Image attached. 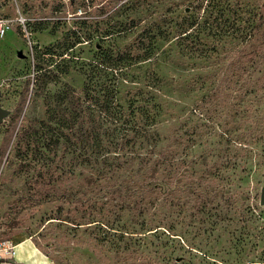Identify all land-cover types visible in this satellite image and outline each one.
Segmentation results:
<instances>
[{"label": "rangeland", "instance_id": "obj_1", "mask_svg": "<svg viewBox=\"0 0 264 264\" xmlns=\"http://www.w3.org/2000/svg\"><path fill=\"white\" fill-rule=\"evenodd\" d=\"M20 16L36 47L0 40V241L53 264H264V0H0ZM134 100L159 107L132 156L157 153L163 191L142 213L86 203L85 132L114 158L101 111Z\"/></svg>", "mask_w": 264, "mask_h": 264}, {"label": "trees", "instance_id": "obj_2", "mask_svg": "<svg viewBox=\"0 0 264 264\" xmlns=\"http://www.w3.org/2000/svg\"><path fill=\"white\" fill-rule=\"evenodd\" d=\"M47 64L48 60L43 59L40 69L45 70ZM150 79L155 84L158 83L156 86L162 83L155 74H152ZM140 104L152 108V111L148 112L145 108L140 107L137 100L132 102L130 108L134 110L131 115H126L123 111L115 112L114 109L101 111L104 117L105 114L107 115L105 117L107 120H113L112 125L118 128L114 130L120 135V137H114V158L111 157L113 152L110 151L113 142L105 141L107 138L103 135L93 134L88 130L85 132L87 141H90L89 144L93 143L96 152V155H92L90 151L85 158L93 170L90 171L93 176L90 178V182L97 185L94 189L88 190L86 203L100 202L106 205L114 202L115 208L117 207L121 211L134 206L142 213L147 205L153 203L154 195L157 196L159 191H163L160 172L163 162L161 159L154 158V154L157 153L149 151L147 160L141 159L138 163L132 156V154L138 153L135 151V145L137 142H141L136 139L149 141L159 135L157 132L159 127L155 121L159 107L155 103L147 101H142ZM89 144L88 150H90ZM72 145L74 146V144ZM111 161H114L113 166L109 164Z\"/></svg>", "mask_w": 264, "mask_h": 264}, {"label": "built area", "instance_id": "obj_3", "mask_svg": "<svg viewBox=\"0 0 264 264\" xmlns=\"http://www.w3.org/2000/svg\"><path fill=\"white\" fill-rule=\"evenodd\" d=\"M14 25L19 26V30H22V33L24 35V38L27 40L28 48L32 52L33 56V50L36 47V44L33 43L31 39V33L29 32L28 26H29V20L24 18L23 16H20L17 18L16 21L6 19V18H0V40H3L6 38L8 32L12 30ZM32 82L34 84L35 82V73L32 75ZM4 92V85L0 84V94L2 95ZM7 257L9 259H13L16 257V246L9 242V241H0V258Z\"/></svg>", "mask_w": 264, "mask_h": 264}, {"label": "crops", "instance_id": "obj_4", "mask_svg": "<svg viewBox=\"0 0 264 264\" xmlns=\"http://www.w3.org/2000/svg\"><path fill=\"white\" fill-rule=\"evenodd\" d=\"M15 258H0V264H53L50 257L44 254L33 241L17 243Z\"/></svg>", "mask_w": 264, "mask_h": 264}, {"label": "water", "instance_id": "obj_5", "mask_svg": "<svg viewBox=\"0 0 264 264\" xmlns=\"http://www.w3.org/2000/svg\"><path fill=\"white\" fill-rule=\"evenodd\" d=\"M19 56L24 57L22 53H20ZM0 99H1V94H0ZM8 115H9V111L2 108L1 101H0V122H2L4 118H6ZM261 205H264V189L262 190V193H261Z\"/></svg>", "mask_w": 264, "mask_h": 264}]
</instances>
